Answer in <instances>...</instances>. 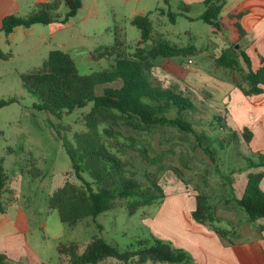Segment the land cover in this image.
Returning <instances> with one entry per match:
<instances>
[{
  "label": "rangeland",
  "instance_id": "obj_1",
  "mask_svg": "<svg viewBox=\"0 0 264 264\" xmlns=\"http://www.w3.org/2000/svg\"><path fill=\"white\" fill-rule=\"evenodd\" d=\"M17 1L20 13L16 15L20 17L35 12L41 2ZM163 8V0H82L77 14L65 23L20 27L10 39L0 34V50L6 56L0 59V101L12 100L0 108V161H3L10 182L2 200L8 204L15 198L13 193L18 194L17 206L30 219L28 242L43 264H59L56 252L59 244H85L94 236L102 237L120 251L130 246L136 249L138 238L147 232L142 221L155 214L163 203L165 192H173L176 185H183L192 197L206 195L212 211L214 208L220 211L219 197L228 196L227 183L232 173L250 167L248 160L254 161L253 156L245 154L241 139L232 136L225 124L224 94L217 84L221 79L234 77L237 85L246 83L243 79L246 71L239 63L243 62V46L239 42L230 46L236 58L232 68L212 66L216 55L206 57L202 53L206 49L211 51L208 40L212 28L200 20L189 23L179 16L172 23L166 15H161L159 9ZM66 12L65 4L59 2L53 14L62 20ZM148 12L152 32L147 44L166 40L182 47H193L198 52L183 56L180 61L187 64L191 59L192 67L199 68L211 63L204 67L208 75L204 83H195L194 74L188 75L191 81L187 84L165 85L155 80L162 87L175 89L193 101L195 110L185 116L193 131L181 132L167 125L135 130L122 121L99 125L97 131L101 140L125 163L127 175L138 180L143 188H151L155 183L164 197L150 206L137 208L132 215L126 209L127 201L117 200L113 210L98 215L95 220L86 219L69 227L61 223L57 211L47 205L50 194L66 180L76 182L70 158L59 139L74 145L79 135L89 132L84 116L90 112L92 103L58 116L38 111L34 109L38 99L24 90L21 75L41 69L51 50L67 52L82 75L110 69L117 58L131 57L138 47H143L139 44L140 30L131 25V20ZM223 24L226 28L222 34L232 38L229 22L224 20ZM108 50L109 54L97 58ZM158 63L155 59L152 64ZM220 71L228 75L223 77ZM120 85L114 82L96 86L95 94L101 95L104 87ZM105 128L112 131L110 137L103 135ZM209 155L214 160L211 161ZM12 209L10 207L9 211ZM108 261L124 264L114 259Z\"/></svg>",
  "mask_w": 264,
  "mask_h": 264
},
{
  "label": "trees",
  "instance_id": "obj_2",
  "mask_svg": "<svg viewBox=\"0 0 264 264\" xmlns=\"http://www.w3.org/2000/svg\"><path fill=\"white\" fill-rule=\"evenodd\" d=\"M227 0L205 1L206 9L197 19L211 26L215 31L221 29L220 12ZM59 2L67 7L62 20L53 14ZM82 6V0H55L53 3L40 4L38 9L26 17L8 15L3 18L1 32L8 36L17 27L29 28L33 25H50L55 22L65 23L74 17ZM243 13L236 14L235 27L242 38L243 30L238 20ZM149 14L136 16L131 25L140 30L139 44L131 57L117 58L110 69L90 75L79 73L71 56L61 50H51L41 69L21 75L24 90L38 99L34 109L53 116L70 114L77 109L92 103L90 112L84 116L88 133L77 137L75 144L60 138L62 146L71 161V170L76 182L66 180L55 189L48 199V208L57 211L61 223L69 227L84 219H92L115 208L117 200H126V209L132 215L137 208L152 205L162 199L163 193L158 185L143 188L142 184L127 175L125 163L113 153L100 138L97 128L101 124L122 121L135 130L156 126H171L181 132L192 133V125L185 116L196 108L193 101L175 89L162 87L151 75L153 60L158 57L173 58L192 56L193 47H182L166 40H160L147 46L152 32ZM173 21L176 15L168 12ZM194 50V51H193ZM110 51L100 54L107 55ZM6 56L0 50V59ZM243 63L247 68L243 79L248 89H242L245 95L252 96L264 92V59L260 67L253 70L250 58L241 52ZM235 51L232 47L224 51L215 61L221 68H232L235 62ZM120 82L119 87H104L101 95L95 94L99 85ZM9 102L0 101V108ZM174 112V114H172ZM103 135L110 137L112 131L103 129ZM232 136L236 137L235 133ZM241 139L249 143L251 132L244 128ZM211 161L214 160L209 155ZM250 167H264V155H255L254 161L248 160ZM87 176V178L85 177ZM264 172L249 173L247 183L240 199L235 200L247 215L249 222L264 219V192L260 182ZM8 175L0 161V215L6 211L2 194L7 186ZM96 185V189L93 187ZM159 193V197L152 191ZM195 208L192 218L195 222L206 225L219 237L227 239L230 232L215 227L216 218L208 203L206 195L194 196ZM229 241V240H228ZM59 264H99L107 259H115L124 264H193L189 253L176 248L171 242L154 237L138 240L137 248L130 246L124 251L106 242L102 237L94 236L89 242L61 243L56 247ZM0 264H13L5 254L0 253Z\"/></svg>",
  "mask_w": 264,
  "mask_h": 264
},
{
  "label": "crops",
  "instance_id": "obj_3",
  "mask_svg": "<svg viewBox=\"0 0 264 264\" xmlns=\"http://www.w3.org/2000/svg\"><path fill=\"white\" fill-rule=\"evenodd\" d=\"M48 1L41 0L39 5L50 3ZM163 1L164 8L159 9L161 15L168 17V12H170L176 15V18L179 16L189 23H194L205 11L204 3L207 0ZM211 1L216 2L217 0ZM19 11L20 6L17 0H0V34H3L1 32L3 18L8 15L17 16ZM239 13H243L238 20L244 33L242 38L235 27L236 21L231 18ZM176 18L171 22L174 23ZM224 20L229 22V30L232 29L234 34L232 38L225 33L222 34L226 28V25L223 24ZM220 22L221 29L219 31H215L208 25L212 28L208 40V47H211V51L206 49L202 52L206 57L216 55L212 59V66H215V60L224 51L239 42L243 46L242 52L250 58L252 69H258L261 65L260 59H264V0H227L220 12ZM19 28H15L8 36L3 35L10 39ZM149 45L147 44V46ZM194 52L198 51L195 49ZM104 56L99 54L97 58ZM180 58H156L159 65L151 69L152 77L165 85L180 82L187 84L191 81L188 79V75L194 74L192 80L195 83L199 81L204 83V78L208 76L204 67L211 63H206L200 68L192 67L194 63L184 64ZM179 63L182 64L180 67ZM239 63L240 67L247 72L243 62ZM219 75L226 77L228 73L220 71ZM217 84L224 94L222 104L225 105L227 128L231 134L237 135L236 139H241V131L247 128L251 132L249 143H245L241 139L245 154L253 157L258 154L264 155V92L252 96L245 95L242 89L247 90L248 85L246 83L241 86L237 85L236 77L232 80L221 79ZM259 172H264V167H248L241 172L232 173L227 183L228 196L219 197L220 211L213 209L216 218L214 225L230 232L227 239L219 237L206 225L193 220L194 197L185 192L183 185H176L173 192L172 190L165 192L163 203L155 214L142 221L147 232L143 233L138 240L154 237L171 242L174 247L189 253L193 264H264V219H258L254 223L249 222L246 213H243L244 210L235 203V200L240 199L243 193L248 174ZM8 183L10 184L9 177L7 185ZM259 186L264 192V178ZM13 195L15 198L12 202L10 201L11 203L8 202L5 205L6 211L0 215V253L5 254L13 261V264H43L28 242L27 236L31 230L29 215L17 206L18 194L14 192ZM8 206L13 207L12 211H9L10 207ZM99 264H111V261L107 259Z\"/></svg>",
  "mask_w": 264,
  "mask_h": 264
},
{
  "label": "built area",
  "instance_id": "obj_4",
  "mask_svg": "<svg viewBox=\"0 0 264 264\" xmlns=\"http://www.w3.org/2000/svg\"><path fill=\"white\" fill-rule=\"evenodd\" d=\"M190 64H192V60L191 59H188L187 60V65H190Z\"/></svg>",
  "mask_w": 264,
  "mask_h": 264
},
{
  "label": "water",
  "instance_id": "obj_5",
  "mask_svg": "<svg viewBox=\"0 0 264 264\" xmlns=\"http://www.w3.org/2000/svg\"><path fill=\"white\" fill-rule=\"evenodd\" d=\"M236 48H237V46H236Z\"/></svg>",
  "mask_w": 264,
  "mask_h": 264
}]
</instances>
